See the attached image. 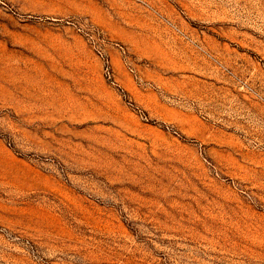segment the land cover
<instances>
[{
	"label": "rangeland",
	"instance_id": "rangeland-1",
	"mask_svg": "<svg viewBox=\"0 0 264 264\" xmlns=\"http://www.w3.org/2000/svg\"><path fill=\"white\" fill-rule=\"evenodd\" d=\"M0 264H264V0H0Z\"/></svg>",
	"mask_w": 264,
	"mask_h": 264
}]
</instances>
